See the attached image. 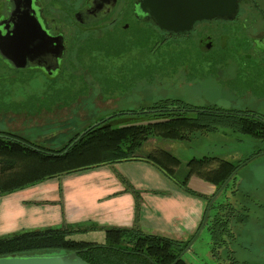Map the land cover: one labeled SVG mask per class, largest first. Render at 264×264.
Returning <instances> with one entry per match:
<instances>
[{
    "label": "flooded vegetation",
    "instance_id": "1",
    "mask_svg": "<svg viewBox=\"0 0 264 264\" xmlns=\"http://www.w3.org/2000/svg\"><path fill=\"white\" fill-rule=\"evenodd\" d=\"M138 4L0 0L3 125L12 115L30 119L41 110L71 108L81 97L92 107L90 95L96 94L101 102L111 100L113 107L96 109L106 112L89 116L67 140L88 126L134 121V112L145 111L152 96L192 106L216 105L240 112L245 121L264 123V0H241L233 18L198 21L190 31L179 33L160 31ZM118 78L130 82L127 91L138 99L135 108L116 109L112 91L120 86ZM200 81L221 86L225 99L234 93L239 103L229 101L223 107L203 97H198L203 103L192 102L196 95L190 99L186 94L199 93ZM183 89L187 92L182 94ZM19 95L27 98L20 101ZM0 130L23 136L5 127Z\"/></svg>",
    "mask_w": 264,
    "mask_h": 264
},
{
    "label": "trees",
    "instance_id": "2",
    "mask_svg": "<svg viewBox=\"0 0 264 264\" xmlns=\"http://www.w3.org/2000/svg\"><path fill=\"white\" fill-rule=\"evenodd\" d=\"M145 109L134 112V121L131 122L114 125L99 123L83 128L59 147H50L0 130V196L61 175L140 160L156 167L185 192L203 197L207 203L240 163L264 151V123L245 121L238 111L216 105L192 106L172 98L157 99ZM220 129L255 139L261 146L247 158L238 161L209 155L192 157L186 162L182 180L174 175L180 161L167 150L155 148L141 156L136 153L150 137L189 140L197 132L210 133ZM236 173L212 202L202 229L210 242L208 256L218 258L217 261L224 264H240L231 246L237 238L236 224L247 222L249 218V208L242 205L241 199L246 195L240 194ZM190 176L210 184L212 194L202 196L191 191L187 187ZM131 192L137 214L140 192L134 189ZM93 230L103 231L102 243L71 238L72 235ZM195 231L180 239L147 233L136 227L61 225L33 228L0 236V257L78 251L79 256L89 264H171ZM185 254L175 264H191Z\"/></svg>",
    "mask_w": 264,
    "mask_h": 264
},
{
    "label": "crops",
    "instance_id": "3",
    "mask_svg": "<svg viewBox=\"0 0 264 264\" xmlns=\"http://www.w3.org/2000/svg\"><path fill=\"white\" fill-rule=\"evenodd\" d=\"M190 179H197L200 189L188 184L191 191L202 196L212 194L210 184L196 176ZM131 189L140 192L137 214ZM205 206L203 197L185 192L153 165L140 160L123 161L61 175L1 195L0 236L73 225L136 227L147 233L184 239L198 228ZM89 234L96 235L87 242L104 240L102 230L74 237Z\"/></svg>",
    "mask_w": 264,
    "mask_h": 264
},
{
    "label": "rangeland",
    "instance_id": "4",
    "mask_svg": "<svg viewBox=\"0 0 264 264\" xmlns=\"http://www.w3.org/2000/svg\"><path fill=\"white\" fill-rule=\"evenodd\" d=\"M201 82V81H200ZM118 86L115 91H112L115 99L116 109L135 108L138 104V99L134 95L128 93L127 88L131 86L127 79L123 81L119 78L116 80ZM198 92L187 93L190 99L196 95V99L192 102H201L198 97H203V100L209 103L217 104L223 107H228L229 101L239 103L235 99L234 93H230V100L228 97L222 95L224 90L221 86L213 84L212 82L198 83ZM159 87L158 85H156ZM166 85H163L165 88ZM223 86H225L223 84ZM184 87H181V89ZM223 91L221 92L220 89ZM153 89V88H152ZM233 88H230L232 91ZM111 91V90H110ZM182 94L187 92L181 91ZM124 94V95H122ZM93 100L91 106L87 107V101L84 97L80 98L77 105H71V108L41 110L33 118H24L23 115H12L7 121H0V127L21 133L29 140L45 143L50 147H59L71 134L73 130L81 128L89 116L95 117L98 113L104 114L106 111L99 112L101 109H111L113 103L111 100L101 102L100 95H90ZM130 96V97H129ZM183 96V95H180ZM185 97V96H184ZM12 97H8L10 100ZM20 101L27 98L26 95H19ZM235 99V100H234ZM155 97H151L148 102L151 103ZM147 102V100L145 101ZM99 110H96L98 109ZM3 107L1 108V110ZM93 110V111H91ZM96 110V111H95ZM98 111V112H97ZM4 118V119H3ZM76 120L79 126L73 127L72 123ZM2 120H6L2 117ZM129 119L124 121H114L115 124H123L128 122ZM65 122V123H64ZM64 123L60 128L58 125ZM73 127V128H72ZM55 137L49 135H54ZM261 144L257 140L250 137L231 133L228 130L220 129L217 132L210 133H196L193 138L189 140H171L159 137H150L146 142L136 150V153L144 154L151 152L155 148L167 150L179 159L180 164L175 170V178L182 180L186 172V162L192 157H200L202 155L216 156L221 159L230 161H238L247 158L253 153ZM236 179L240 194H245L246 197H241L242 205L249 208V218L247 222L236 224L237 238L231 248L235 250V257L240 264H264V153L257 154L250 158L246 164L240 166L236 173ZM195 181V182H194ZM197 179L188 180L187 185L194 186L196 190H200L196 184ZM197 183H201L198 181ZM240 196V195H239ZM96 234L78 235L71 238L75 240H87L95 237ZM209 240L207 236L201 231L197 238L191 244L190 251L186 252L185 258L191 264H224L222 261H217L218 258L209 257ZM222 252L220 259H222Z\"/></svg>",
    "mask_w": 264,
    "mask_h": 264
},
{
    "label": "water",
    "instance_id": "5",
    "mask_svg": "<svg viewBox=\"0 0 264 264\" xmlns=\"http://www.w3.org/2000/svg\"><path fill=\"white\" fill-rule=\"evenodd\" d=\"M241 0H139L140 11L147 14L153 24L163 32H188L195 22L212 19H231L236 14ZM114 125V123H109ZM264 153V151L260 152ZM259 153V154H260ZM256 156V155H253ZM252 156V157H253ZM250 157V158H252ZM249 158V159H250ZM248 159V160H249ZM240 165L223 181L206 203L201 223L186 247L179 253L171 264L186 253L198 234L203 229L212 202L225 187ZM73 239V238H72ZM84 241V240H81ZM0 264H89L83 260L78 251L46 252L37 254L1 256Z\"/></svg>",
    "mask_w": 264,
    "mask_h": 264
}]
</instances>
